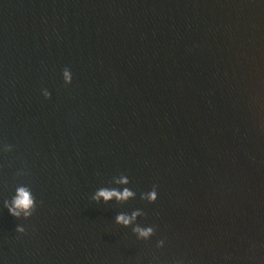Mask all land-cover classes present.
Masks as SVG:
<instances>
[{
    "label": "water",
    "instance_id": "obj_1",
    "mask_svg": "<svg viewBox=\"0 0 264 264\" xmlns=\"http://www.w3.org/2000/svg\"><path fill=\"white\" fill-rule=\"evenodd\" d=\"M0 264H264V0H0Z\"/></svg>",
    "mask_w": 264,
    "mask_h": 264
},
{
    "label": "clouds",
    "instance_id": "obj_2",
    "mask_svg": "<svg viewBox=\"0 0 264 264\" xmlns=\"http://www.w3.org/2000/svg\"><path fill=\"white\" fill-rule=\"evenodd\" d=\"M62 76L66 84H70L72 82V72L69 68L65 67L63 69ZM43 95L45 98H49L51 93L47 89H43ZM6 147L10 149L11 146L7 145ZM128 182L129 181L123 178V176L117 181V183L125 184ZM157 195L156 188L153 186V189L146 193L144 198L149 202H155L157 200ZM131 196H133V192L129 191L127 188H125L122 192L115 189L109 190L108 188H100L92 196V200L100 202L101 198H103V201L107 203L113 197H115L118 201H126ZM4 207L7 208L8 212L14 217L19 218L23 215V217L28 218L32 216L36 208V200L32 191L27 186H18L15 189V195L12 197L11 201H4ZM142 214L141 210H135L131 213V215L121 212L115 217V222L123 226H128L136 220L137 216ZM16 230L21 233L25 231L24 227L20 225L17 226ZM132 231L137 234L138 239L143 238L147 240L154 234L155 230L152 226L140 227L137 225L132 229ZM163 243V240L159 241L158 246L163 245Z\"/></svg>",
    "mask_w": 264,
    "mask_h": 264
}]
</instances>
